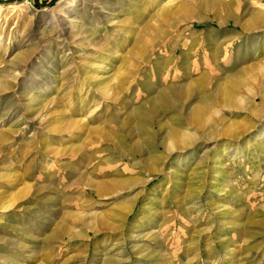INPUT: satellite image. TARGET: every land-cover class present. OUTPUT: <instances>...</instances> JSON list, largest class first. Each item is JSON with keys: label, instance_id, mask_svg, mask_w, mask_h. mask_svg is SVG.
Listing matches in <instances>:
<instances>
[{"label": "rangeland", "instance_id": "1", "mask_svg": "<svg viewBox=\"0 0 264 264\" xmlns=\"http://www.w3.org/2000/svg\"><path fill=\"white\" fill-rule=\"evenodd\" d=\"M51 1L0 0V264H264V0Z\"/></svg>", "mask_w": 264, "mask_h": 264}, {"label": "bare ground", "instance_id": "2", "mask_svg": "<svg viewBox=\"0 0 264 264\" xmlns=\"http://www.w3.org/2000/svg\"><path fill=\"white\" fill-rule=\"evenodd\" d=\"M90 1H93V0H90ZM104 1V0H103ZM132 1H134V0H116V2H114L112 5L114 6L113 8H109V7H107V6H104L103 8H102V10L100 11V12H98V14L99 15H95L93 18V20H94V22H98V23H107L108 21H110V19H111V17L112 16H115V15H117V9H119V8H121V6L123 5V7L125 6V5H130L131 3H132ZM111 2V1H110ZM85 6V5H84ZM82 7V6H81ZM130 7V6H129ZM122 11H126V13H125V18H131V16H132V13H131V9H126V10H124V9H122ZM79 15H81V14H79ZM83 15V14H82ZM83 17V16H82ZM85 18V17H84ZM82 19V18H81ZM128 21V20H127ZM111 22V21H110ZM97 23V24H98ZM95 27V26H94ZM78 29V28H77ZM92 28L90 27V28H88L87 30H86V35L84 36V39H82V40H85L84 41V43H87V41H89V40H91L93 37H94V35L91 33V32H89V30H91ZM73 31L71 30V28L69 29L68 27H67V25H63L62 27H61V29H60V31H59V34L60 35H64V34H66V33H72ZM74 32H77V33H79V31H77V30H74ZM73 32V33H74ZM87 37H89V38H87ZM74 38V37H73ZM99 42V41H98ZM100 43V42H99ZM101 44V43H100ZM44 79V78H43ZM45 80V79H44ZM45 82V81H44ZM46 82H49V81H46ZM44 84V83H43ZM40 86V85H39ZM29 98V97H28ZM27 100H30V99H27ZM11 110V109H10ZM8 111V110H7ZM15 112L16 111H14L13 112V115H12V117H14L16 114H15ZM201 112V110L200 109H198L197 110V112H196V114H199ZM11 113V112H10ZM17 113V112H16ZM9 114V113H8ZM9 116H11V114L10 115H8V117ZM200 116V115H199ZM174 138H176V136H177V134L175 133L174 135Z\"/></svg>", "mask_w": 264, "mask_h": 264}, {"label": "trees", "instance_id": "3", "mask_svg": "<svg viewBox=\"0 0 264 264\" xmlns=\"http://www.w3.org/2000/svg\"><path fill=\"white\" fill-rule=\"evenodd\" d=\"M52 1H53V0H52ZM52 1H51V2H52Z\"/></svg>", "mask_w": 264, "mask_h": 264}]
</instances>
